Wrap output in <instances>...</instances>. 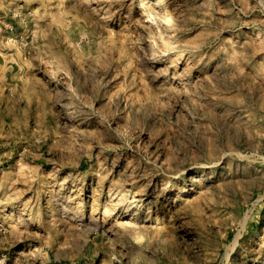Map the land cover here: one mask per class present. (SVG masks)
Instances as JSON below:
<instances>
[{"label": "rangeland", "instance_id": "rangeland-1", "mask_svg": "<svg viewBox=\"0 0 264 264\" xmlns=\"http://www.w3.org/2000/svg\"><path fill=\"white\" fill-rule=\"evenodd\" d=\"M6 264H264V0H0Z\"/></svg>", "mask_w": 264, "mask_h": 264}, {"label": "built area", "instance_id": "built-area-1", "mask_svg": "<svg viewBox=\"0 0 264 264\" xmlns=\"http://www.w3.org/2000/svg\"><path fill=\"white\" fill-rule=\"evenodd\" d=\"M0 264H6V260L4 257H0Z\"/></svg>", "mask_w": 264, "mask_h": 264}]
</instances>
